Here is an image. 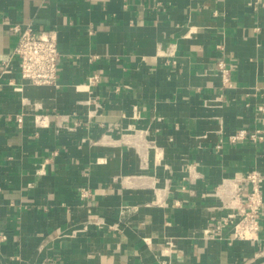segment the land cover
<instances>
[{
  "label": "crops",
  "instance_id": "0c3cea01",
  "mask_svg": "<svg viewBox=\"0 0 264 264\" xmlns=\"http://www.w3.org/2000/svg\"><path fill=\"white\" fill-rule=\"evenodd\" d=\"M249 1L0 0V264H264V205L258 242L202 238L236 180L264 176V141L227 142L264 129V4ZM14 26L56 33L57 88L2 74Z\"/></svg>",
  "mask_w": 264,
  "mask_h": 264
},
{
  "label": "built area",
  "instance_id": "2783aa9c",
  "mask_svg": "<svg viewBox=\"0 0 264 264\" xmlns=\"http://www.w3.org/2000/svg\"><path fill=\"white\" fill-rule=\"evenodd\" d=\"M262 4H264V0H250L248 5L256 9ZM12 30L18 34V40L11 59L3 63L2 74L9 73V68L12 63H15L19 70V82L13 86L18 91H21L25 85L57 88L59 53L56 33L51 30H37L29 26L22 29L14 26ZM216 49L219 50L222 57L217 63L215 75L219 78L223 90L233 89L235 86L232 81V66L224 59L223 47L217 45ZM97 82L98 77L95 76L91 79L90 84L93 86ZM256 111L258 114H264V105H258ZM17 122H22L21 116L17 117ZM47 123L48 115L38 114L34 117V124L39 128L47 127ZM137 134L142 135V132H137ZM263 141V128L243 127L236 129L227 136V142L231 145ZM55 155L56 153H54ZM236 182L243 185L239 189L241 194L237 206L232 207L223 216L213 219L202 231V238L205 241H224L228 245H232L234 242L256 243L259 241L264 205V176L256 167H252ZM89 196L90 194L82 187L81 199L89 200ZM89 224L92 223L87 221L81 229L71 231L70 236H74L77 232L87 231ZM225 232H229V236H224ZM163 264L169 263L163 262Z\"/></svg>",
  "mask_w": 264,
  "mask_h": 264
},
{
  "label": "rangeland",
  "instance_id": "374dc122",
  "mask_svg": "<svg viewBox=\"0 0 264 264\" xmlns=\"http://www.w3.org/2000/svg\"><path fill=\"white\" fill-rule=\"evenodd\" d=\"M138 136H141V135H136L135 137H138Z\"/></svg>",
  "mask_w": 264,
  "mask_h": 264
}]
</instances>
